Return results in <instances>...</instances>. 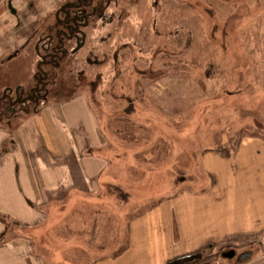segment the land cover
Wrapping results in <instances>:
<instances>
[{
    "label": "rangeland",
    "instance_id": "obj_1",
    "mask_svg": "<svg viewBox=\"0 0 264 264\" xmlns=\"http://www.w3.org/2000/svg\"><path fill=\"white\" fill-rule=\"evenodd\" d=\"M6 1H11L16 17L5 10ZM0 2H4L0 56L23 42L17 35L26 28L15 27L16 18L44 20L62 3ZM152 2L121 0L119 12L112 6L114 21L88 41L90 63L78 62L63 88L45 104L58 108L60 120L68 101L69 119L79 113L90 115L97 142L105 136L101 140L107 143L101 149L107 154L108 182L98 189L91 187L89 194L75 195L82 197L72 218L75 231L59 230L58 236L73 243L58 244L57 252L37 254L38 260L117 264L115 258L124 253L126 262L119 264H162L168 256L182 254L192 245L174 238L173 223L182 220L174 200L182 191L210 190L213 176L202 161L204 155L213 157L218 151L213 158L221 167L212 172L231 187L227 211L219 204L214 215L218 229L223 219L231 237L213 233L206 249L184 261L179 258L178 264H264V183L231 180L235 167L231 155L241 141L250 133L264 134V0H158L155 10ZM31 61L18 56L0 66L1 74L6 76L21 63L26 68L23 77L30 75ZM79 70L84 74L76 75ZM58 97L60 103L55 101ZM32 114L20 115L10 124L1 122L0 131L16 128ZM46 116L55 149L69 152L64 160L78 167L81 157L73 153L80 154V148L94 139L82 130L84 119L72 126L59 124L56 115L51 122L48 111ZM261 148L252 143L244 153L247 165L260 169L264 177V157L255 153ZM93 149L97 154L98 145ZM12 155L0 160L4 171ZM247 160L244 155L238 159L239 167ZM251 175L258 178L254 172ZM15 225H9L12 236Z\"/></svg>",
    "mask_w": 264,
    "mask_h": 264
},
{
    "label": "crops",
    "instance_id": "obj_2",
    "mask_svg": "<svg viewBox=\"0 0 264 264\" xmlns=\"http://www.w3.org/2000/svg\"><path fill=\"white\" fill-rule=\"evenodd\" d=\"M63 105H68L65 106L66 108L62 106L63 109L61 107L62 112H66L67 116L63 112L61 120L58 119V108L47 104L38 113L20 120L16 124L18 125L16 128H5L7 130L0 131V160L10 157L13 153V160L7 162L6 170L4 171V168L0 167V173H3L0 180V264H42L38 260L40 257L37 254L46 251L57 252L60 250L58 244L62 245L63 242H66L67 246L69 243L72 244L73 241L60 240L58 236L60 237L59 230L75 231L72 219L75 205L82 204V197L75 195L78 193L89 194L87 190L91 187L98 189L102 185L106 186L108 182L105 171L108 164L107 154L105 150L101 149L107 144L104 138H102L104 142L101 140V137L105 136H101L97 142L93 135L96 128L90 115L77 113L78 115L75 114L69 119L70 102H65ZM47 111L51 115V122L54 121L52 115H56V120L63 125L73 126L79 120L84 119L81 122V125L84 126L82 130L93 135L94 139L90 145L82 146L80 154L73 153V157H75L74 155L81 157V164H78V167L70 165L64 160L69 152L60 154L57 148L55 149L56 144H54V136L47 120ZM241 142L236 154L231 155V158L235 159L231 180H251L253 182L256 180L255 183H264L262 171L250 168L244 153L249 145L256 143L262 147L261 150L255 152L256 155L264 157V141L261 138L249 136ZM7 143H9L8 148H6ZM95 145H98L97 154L93 149ZM1 152L6 154H1ZM41 153L43 154L41 155ZM216 154L218 151H214L213 157ZM243 155L247 161L243 162L244 165L240 168L238 159L243 160ZM213 157L206 158L204 155L202 161L206 172L213 176L210 190L205 193L182 191V195L174 200L175 203H178L179 213L182 214V220L176 218L173 223L174 238L177 242H186L192 246L183 250L182 254L168 256L162 264H168L174 260L178 264L179 258L184 261L183 259L186 260L187 257L194 256L202 249H206L208 243L212 242L213 233L223 239L227 236L231 237L229 231L224 230L223 219H221L222 223L218 229V216L214 215V209L219 204L222 205L223 210L227 211L231 186L212 172V169L221 167ZM60 158L63 160L60 161ZM84 161L87 162L83 163ZM47 162L50 163L47 164ZM96 163L98 166L94 167L93 165ZM1 164L3 165V163ZM253 172L258 178L251 175ZM260 172L262 175H259ZM5 173L8 176H5ZM60 205L65 207H60ZM10 223H15L17 226L12 233L13 236L9 234ZM132 226L133 224H130L131 231ZM20 230H24V232ZM8 236H12V238L8 239ZM52 237L55 238L54 241H48V238ZM128 248H130V244ZM114 262L117 264L126 262V255L122 253L118 258H115Z\"/></svg>",
    "mask_w": 264,
    "mask_h": 264
},
{
    "label": "flooded vegetation",
    "instance_id": "obj_3",
    "mask_svg": "<svg viewBox=\"0 0 264 264\" xmlns=\"http://www.w3.org/2000/svg\"><path fill=\"white\" fill-rule=\"evenodd\" d=\"M61 2L44 20L36 18L31 22L26 21V17L15 19V27L26 28L17 35L23 42L18 47L13 46L12 52L0 56V66L21 56L25 61L26 58L33 60V71L23 77V69L26 68L21 63L20 67L18 64L16 68H10L6 76L1 74L0 69V123L9 124L13 119H20V115L38 113L63 88L78 62L90 63L88 58L92 52L87 47L88 41L113 22L115 13L123 8L121 0ZM3 3L0 2L6 5L5 10L16 17L11 1ZM157 3L158 0H153V10ZM112 6L118 8L116 12H111ZM76 73L82 75L84 71Z\"/></svg>",
    "mask_w": 264,
    "mask_h": 264
},
{
    "label": "trees",
    "instance_id": "obj_4",
    "mask_svg": "<svg viewBox=\"0 0 264 264\" xmlns=\"http://www.w3.org/2000/svg\"><path fill=\"white\" fill-rule=\"evenodd\" d=\"M60 99H61V98L58 97V98H56L55 101H57V102H58V101H61ZM64 101H65V100H64ZM64 101H63V102H64ZM58 103H60V102H58ZM9 124H10V123H9ZM113 131L117 134V132H116L114 129H112V132H113ZM129 135H131V134H128V136H129ZM250 136H252V137H259V138H261V139L264 141V134H262V133H258V132L250 133ZM128 138H129V137H128Z\"/></svg>",
    "mask_w": 264,
    "mask_h": 264
}]
</instances>
